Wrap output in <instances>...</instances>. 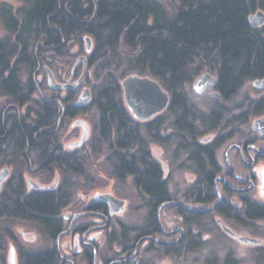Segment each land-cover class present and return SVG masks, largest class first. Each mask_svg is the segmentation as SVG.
<instances>
[{"label": "trees", "instance_id": "1", "mask_svg": "<svg viewBox=\"0 0 264 264\" xmlns=\"http://www.w3.org/2000/svg\"><path fill=\"white\" fill-rule=\"evenodd\" d=\"M22 1L17 13L3 10L9 35L0 38V89L14 107L34 101L41 85L33 74L41 63L51 57L70 58L68 50L83 36L92 38L91 62H100L104 76L89 104L96 113V137L84 150L64 152L57 144L62 121L82 111L75 106L62 109L64 100L42 97L34 101L36 110L28 108L25 114L0 111V160L13 157L27 164L32 155L43 169L56 166L64 178L56 189L27 193L22 174L11 175L0 193V222L2 218L34 221L43 232L55 234L61 227L57 217L72 203L77 189L73 176L86 175L106 147L105 162L112 176L132 175L142 192L155 197L167 194L163 170L149 151L150 141H161L158 130L164 121H159L161 117L143 124L123 101L117 77L133 72L158 79L170 93L168 111L176 128L190 139L186 148L198 176L204 185L212 180L217 144H201L197 138L220 126L224 107L202 113L185 91L205 69L216 72V89L226 101L247 80L264 77V30L249 21L255 11H264V0ZM21 65L28 71L25 81ZM244 217L264 220V204L247 202ZM5 237L0 231V260ZM54 254L51 249L23 252V264H55ZM229 260L226 264H234Z\"/></svg>", "mask_w": 264, "mask_h": 264}, {"label": "rangeland", "instance_id": "2", "mask_svg": "<svg viewBox=\"0 0 264 264\" xmlns=\"http://www.w3.org/2000/svg\"><path fill=\"white\" fill-rule=\"evenodd\" d=\"M165 1L168 2V0ZM23 5L24 3L22 0H0V38L9 35L2 19L3 10L12 9L13 13H17ZM255 13L256 11L253 14ZM260 29L264 30V25L261 26ZM87 36L88 35L83 36L81 43L73 44L68 50V55H71L70 58L60 56L52 58L50 56L51 58L42 62L33 74L38 84L41 85L40 90L33 96L34 101L42 97H52L66 101L62 109L70 106L82 109L77 116L65 118L62 121V128L59 133L57 144L64 152L80 151L89 148L97 133L95 126L96 113L95 110L89 106L91 102L86 106L76 105L83 88H90L93 94L94 88L101 83L104 76V72L99 68L100 62L95 64L91 62L95 45L92 41L91 50H87ZM83 56L87 59L88 72L84 85L80 89L71 90L73 92L70 93L69 89L60 90L49 86L46 67L53 70L59 82H75L82 75L84 70L83 60L78 64L79 67L77 66L79 58ZM77 67L78 69L75 72ZM206 72H211L214 77L217 76L216 72L209 69H205L201 75ZM131 74L139 73L133 72ZM116 75L118 76L119 73ZM20 76L23 81L29 76L24 65L20 66ZM124 77H117L120 80V84ZM198 77L187 86L185 92L192 106L200 112L208 114L213 110L214 106H217L218 102L214 98L198 94L194 90V82ZM261 78L263 77L247 80L230 101H222L225 109L220 126L204 136L198 137L197 142L205 143L208 137H210L211 140L215 138L220 139V137H222V145L218 151V156L221 157L230 140L237 139V136H239L241 132L243 136L252 130V123L258 116L256 114L257 112H251L242 116V121L239 115L241 112L243 114L246 110L256 107L257 104L253 106L256 101L264 99V89H259L254 85V82ZM42 86H44V88H42ZM212 91V88L206 90V92ZM34 101L25 107H14L0 89V111L5 109V111H9V113L15 112L18 114H25L28 108L36 110L37 106ZM31 115H34L33 111H31ZM161 117L162 119L159 121H164L158 130L161 141L149 142L150 154L154 160L160 164L163 170V179L167 182L168 194L172 198L179 199L181 202H192L195 194H199L200 192L198 191L199 186L197 183L199 178L197 167L190 158L189 149L186 148V146L190 144V139L176 128L173 115L168 111V108L153 118L140 122L143 124L148 122L155 123V121ZM77 119H84L90 124V136L83 145L71 147L73 143L81 139L82 135V127L73 125L74 121ZM143 134L145 135V130ZM183 144H185V146H182ZM108 153V148H104V155L91 162L86 175L80 177L73 176V180H71L77 184V189L70 206H80L89 202L97 193H104L106 191H111L110 189H114L117 190V193L120 195L128 198L131 203L126 207L122 221L129 226V228L140 227L145 223V216L148 210L147 197L135 186L132 175H126L123 179H117L110 174L109 168L105 162L107 156H109ZM9 161L7 162L1 159L0 170L8 167L11 172L10 177L14 173H21L27 193L34 190L29 183V179H33L38 183L39 188L49 190L56 189L64 179L62 173L56 166H51L48 170L43 169L44 164L36 162L32 155L31 158L27 159V164L16 162L13 157H11ZM256 169L263 172L264 162ZM242 171L247 175L250 174V171L246 168H243ZM56 179L59 180L58 184L54 188H51V185ZM5 184L6 183H4L2 190ZM257 200L264 203L263 192L257 193ZM64 210L65 209H63L62 213ZM171 210L174 211V209ZM240 210L242 211V224L239 225L235 223L234 220L228 218L223 219V221L239 235L258 238L261 240L260 243H242L238 239L228 236L221 227L209 225L208 219L204 218L201 220V224L199 223V225L191 227L192 239L197 238L194 244L176 249L160 248L149 251L145 253L146 264H226L225 259L227 257H230L229 261L234 264H264V220L248 221L243 215V208H240ZM236 213H239L238 209ZM0 231L6 236L5 253L0 260V264H11L10 258L12 250H15L16 263L22 264L19 258L20 251L38 252L54 245V241L48 236H45L39 224L34 221L19 219L6 220V218H2L0 222Z\"/></svg>", "mask_w": 264, "mask_h": 264}, {"label": "flooded vegetation", "instance_id": "3", "mask_svg": "<svg viewBox=\"0 0 264 264\" xmlns=\"http://www.w3.org/2000/svg\"><path fill=\"white\" fill-rule=\"evenodd\" d=\"M216 87L212 92L205 91L202 95L214 98L218 102L217 106L224 107L222 101H230L236 94L226 101ZM214 92H218L220 96H214ZM255 105L256 107L246 110L243 114L240 113L241 121L247 112L249 114L256 111L257 118L264 117V99L256 101L253 106ZM217 106H214L213 110ZM221 140L222 137L212 140L208 137L205 141L207 144H217L216 170L212 180L206 185L198 178L200 193L195 194L193 203L172 198L168 190L162 197L143 192L147 197L148 208L145 223L137 228H129L122 221L125 210L119 212L102 198V194L111 193L125 200L126 207L131 204L130 200L114 189L97 193L89 202L80 206L70 204L64 208V212L62 213V210L57 217L61 222L60 229L55 234L42 231L54 241V245L31 253L51 249L55 253V264H146L145 253L149 251L160 248L176 249L194 244L197 238L192 239L191 227L201 224L204 218L208 219L209 225H217L228 236L237 239L236 235L239 234L227 226L223 219L234 220L240 225L242 224L240 208L244 210L247 202L264 204L257 200V193L262 192V171L256 169L264 162V128L262 131L252 128L243 136L241 132L237 139L227 143L220 157L218 151L222 145ZM243 168L248 169L250 174L242 171ZM162 180L167 185L163 178ZM237 209L239 213H236ZM225 227L230 228L234 234L227 232ZM23 252L28 251L19 253L22 264Z\"/></svg>", "mask_w": 264, "mask_h": 264}, {"label": "water", "instance_id": "4", "mask_svg": "<svg viewBox=\"0 0 264 264\" xmlns=\"http://www.w3.org/2000/svg\"><path fill=\"white\" fill-rule=\"evenodd\" d=\"M249 21L251 26L254 28H258L264 25V11L261 9L257 10L255 14L250 15ZM86 41L87 50L90 51L92 38L90 36H87ZM82 60L84 61V70L82 75L75 82H59L56 79L53 70L49 67H46V70L48 72L49 86L54 89L60 90H76L82 87L88 72V64L85 56L79 58L77 66ZM217 81V77H214L211 72H206L200 75L195 80L194 90L198 94H204L208 88H215L217 86ZM254 85L257 88L264 89V77L261 79H257L254 82ZM121 86L123 89L126 107L132 114L133 118L138 121H147L156 116L157 114L166 110L170 105V93L163 87V85L158 79L150 75L129 74L122 79ZM213 95L216 97L220 96L218 92H214ZM91 99L92 93L90 88L84 87L77 101V105L86 106L91 102ZM73 125L82 127V135L81 139L73 143L71 147L81 146L86 142V140L90 136V124L84 119H77L76 121H74ZM252 128L256 131H262V129L264 128V117L256 118L252 124ZM10 173L11 172L8 167H5L0 170V193L2 191L4 183L9 179ZM29 183L33 189H39L38 183H36L33 179H29ZM57 184L58 179H56L55 182L51 185V188H54ZM262 192L264 193V171L262 172ZM102 198L107 200L119 212L125 210V200L119 199L111 193L102 194ZM225 229L230 234H234V232L230 228L225 227ZM236 236L240 242L246 244H258L261 242L260 239L250 236ZM10 262L11 264H17L14 250H12Z\"/></svg>", "mask_w": 264, "mask_h": 264}]
</instances>
